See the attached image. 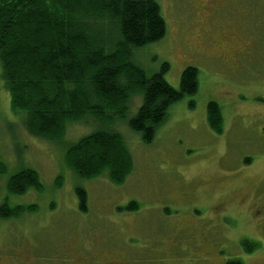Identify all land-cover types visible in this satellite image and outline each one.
<instances>
[{"label": "rangeland", "instance_id": "rangeland-1", "mask_svg": "<svg viewBox=\"0 0 264 264\" xmlns=\"http://www.w3.org/2000/svg\"><path fill=\"white\" fill-rule=\"evenodd\" d=\"M157 2L166 36L133 61L149 77L168 64L164 77L176 90L194 67L199 88L170 107L151 144L129 127L142 105L141 96L133 98L127 119L113 127L134 160L122 185L106 175L83 180L66 165L69 146L99 129L91 119L69 126L57 144L30 136L23 115L11 110L0 65V164L7 168L0 206L9 200L33 208L0 218V264L21 246L24 264H79L67 258L76 245L84 261L99 264L91 243L117 254L115 264L122 255L129 264H264V0ZM236 49L250 55L235 57ZM211 103L221 108L222 134L208 122ZM23 169L36 170L43 189L9 196L8 179ZM132 202L137 210L127 209Z\"/></svg>", "mask_w": 264, "mask_h": 264}, {"label": "trees", "instance_id": "trees-1", "mask_svg": "<svg viewBox=\"0 0 264 264\" xmlns=\"http://www.w3.org/2000/svg\"><path fill=\"white\" fill-rule=\"evenodd\" d=\"M166 33L157 0H0V65L12 112L23 115L30 136L56 144L69 126L91 119L99 129L69 146L66 165L86 181L106 175L112 184H124L134 160L113 127L127 119L133 98L141 96L142 105L129 127L151 144L170 107L198 92L194 67L184 70L176 90L164 77L168 64L149 77L134 63V53ZM208 122L222 134L224 117L216 103L209 105ZM6 172L0 164V179ZM6 188L9 196L21 197L29 190L41 192L43 185L36 170L23 169ZM77 193L85 211L87 194L82 188ZM138 207L132 202L127 209ZM32 210L5 200L0 218Z\"/></svg>", "mask_w": 264, "mask_h": 264}, {"label": "flooded vegetation", "instance_id": "flooded-vegetation-1", "mask_svg": "<svg viewBox=\"0 0 264 264\" xmlns=\"http://www.w3.org/2000/svg\"><path fill=\"white\" fill-rule=\"evenodd\" d=\"M239 54H240V59H241V57H243L244 56V58L245 57H247L248 55H250V53H242V51H239L238 52V50L236 49L235 51H234V56L235 57H237V56H239ZM222 58H225V57H222ZM216 59V58H215ZM239 59V60H240ZM218 60H221L225 65H230V62H229V60L228 59H221V58H218ZM224 61H226V62H224ZM237 60H235V62H236ZM229 63V64H228ZM239 64H240V62H238L237 63V68H229V69H231V70H233V71H236L237 69H238V66H239ZM185 224H186V226H191L193 223H191V222H185ZM197 225V224H196ZM202 239V241H203V237L201 238ZM92 245V243L91 244H89V245H86L91 251H93L94 253H96V257H97V260H98V262H99V264H102V263H105V264H115V262H113L112 260H111V258H115V256L117 255V254H115V253H110L109 251H106L109 255H110V257L106 254V255H103L104 253H105V251L104 252H100V250H98L99 248H98V245H94V246H91ZM66 248H68V247H66ZM101 248V247H100ZM102 249V248H101ZM81 251H83V250H80V245H79V247L76 245L74 248H72V252H70L68 249H67V258L69 259V257H73V259L74 258H76L78 261H79V264H88V262L87 261H84V258H83V256H84V254H82L81 253ZM18 253H19V256H15V258L14 259H12V258H8V261H5V264H24L26 261H24L23 262V256H22V246L20 247V249L18 250ZM115 254V255H114ZM119 256V255H118ZM123 256V262H122V264H129L128 262H127V259L125 258V256L124 255H122ZM10 257H12V255L10 256ZM16 258H18L17 260H16ZM68 261V263H69V260H67ZM231 261V260H230ZM229 262V261H228ZM243 262V264H244V261H242ZM34 263H35V260H34ZM36 264V263H35ZM60 264H63V263H60ZM227 264V263H226Z\"/></svg>", "mask_w": 264, "mask_h": 264}]
</instances>
